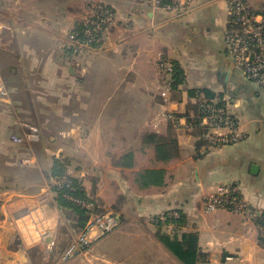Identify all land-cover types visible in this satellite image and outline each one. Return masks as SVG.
Returning a JSON list of instances; mask_svg holds the SVG:
<instances>
[{"label": "crops", "instance_id": "0c3cea01", "mask_svg": "<svg viewBox=\"0 0 264 264\" xmlns=\"http://www.w3.org/2000/svg\"><path fill=\"white\" fill-rule=\"evenodd\" d=\"M89 1L0 0V264H181L155 234L127 232L96 237L62 261L55 242L67 246L77 232L53 190L56 159L67 161L87 195L118 220L123 215L122 226L151 225L153 217L180 211V232L197 234L209 264H264V226L253 222L264 211V129L262 139L258 132L264 113L256 108L239 123L245 137L235 145L202 140L183 116L197 101L187 94L193 88H208L235 107L254 105L259 89L234 69L224 48L227 1L193 0L187 12L174 14L142 0H92L116 8L117 22L104 47L74 56L66 36ZM162 62L184 73L166 101L159 92L171 73ZM235 83L245 100L233 95ZM172 112L180 116L170 127ZM23 123L39 129L37 141H11L24 134ZM146 131L174 138L175 156L156 160L141 141ZM128 151L131 166L122 164ZM143 168L163 169L162 183L143 185L137 179ZM230 184L238 186L244 211L207 212L204 197Z\"/></svg>", "mask_w": 264, "mask_h": 264}, {"label": "built area", "instance_id": "2783aa9c", "mask_svg": "<svg viewBox=\"0 0 264 264\" xmlns=\"http://www.w3.org/2000/svg\"><path fill=\"white\" fill-rule=\"evenodd\" d=\"M192 1L143 0L153 9H162L174 14L187 12ZM226 1L228 18L222 37L226 55L234 69L264 94V14L255 12L249 7L246 0ZM114 20L115 12L106 3L99 2L91 5L81 21V28H73L68 34L70 45L76 50L74 52L78 53L77 51L81 49L103 46L102 44L107 39L106 34L113 26ZM1 41L0 36V43ZM161 65L172 73L171 65L166 62H162ZM170 91L169 81L167 87L164 86L160 92L165 101L168 99ZM0 92H4L1 80ZM167 117L169 116L167 115ZM175 121L179 122V117ZM22 126L25 130L23 135L10 136L13 143L21 144L24 141L34 142L39 139L40 131L35 125L23 123ZM185 126L189 130L199 129L200 138L214 145L236 144L245 137L238 120L228 112L227 106H219L216 101L203 106L202 116L198 118V121L195 119L188 121L185 118ZM25 162L29 163V160L26 159ZM68 174L70 173L68 172ZM56 185L59 187L61 185L68 186L69 181L67 177H63L56 182ZM66 198L80 208L90 211V214L84 227L62 250L61 260L65 262L88 249L93 239L111 233L118 226L115 214L109 211H97L100 208L97 200L88 201L71 195H66ZM204 206L207 212L218 207H225L235 213L244 211L246 207L239 194V188L235 184L225 185L217 192L205 196ZM168 217L177 218V211L168 212ZM52 243L54 245V241Z\"/></svg>", "mask_w": 264, "mask_h": 264}, {"label": "trees", "instance_id": "16d2710c", "mask_svg": "<svg viewBox=\"0 0 264 264\" xmlns=\"http://www.w3.org/2000/svg\"><path fill=\"white\" fill-rule=\"evenodd\" d=\"M256 12V11H255ZM261 13V12H260ZM264 14V13H262ZM77 29L81 28V23H77L75 26ZM172 66V76L170 81L171 91H177L178 86L184 83V73L179 65L175 62H171ZM187 94L190 97L196 98L197 101L194 106L187 111L183 116L186 120L195 119L202 116L203 106L211 104L213 101L217 102L219 106H226V100L223 99L221 94H215L208 88H193L188 89ZM168 118L170 119V127L176 122L175 119L180 115L177 113H169ZM174 119H173V118ZM194 117V118H193ZM141 141L143 144L151 145L154 149V155L156 160L168 161L175 156L176 141L172 137H165L159 133L153 131H146L141 135ZM122 164L125 166L132 165V152L128 151L122 156ZM53 175H55L56 182L67 177L69 185H55L53 190L57 192V201L59 206L68 211L69 218L72 227L81 230L90 214V211L80 208L72 201L66 198V195H71L73 197H79L86 199L88 201L94 200L92 196L85 193L81 182L73 175L68 174V163L65 159H59L54 161L53 165ZM164 170L161 168H143L137 172V179L141 181L143 185L162 183ZM99 211V210H97ZM177 218L168 217V212L153 217L151 223L155 226V236L159 242L167 248L171 254L181 263V264H203L209 261V254L202 251L198 246V238L195 232H180V227L185 222L184 214L177 211ZM73 214V215H72ZM253 222L258 227L264 226V211L253 214ZM76 231V232H77ZM261 242L264 241L260 237Z\"/></svg>", "mask_w": 264, "mask_h": 264}, {"label": "rangeland", "instance_id": "374dc122", "mask_svg": "<svg viewBox=\"0 0 264 264\" xmlns=\"http://www.w3.org/2000/svg\"><path fill=\"white\" fill-rule=\"evenodd\" d=\"M143 1V0H142ZM246 2H247V4L249 5V7L250 8H252L254 11H256V12H261V13H264V0H246ZM97 3H99V2H96V1H92V0H90L88 3H87V6H86V10H85V13H84V16L86 15V13L89 11V8L91 7V5L93 6V5H95V4H97ZM107 4V3H106ZM107 5H109L111 8H112V10H113V12H115V20H114V24H113V26L109 29V31H108V33L106 34L107 35V39L105 40V42L102 44L103 46H100V47H91V48H86V49H81V50H79V51H77L78 52V54L79 55H77V56H80L81 54H83V53H85V51H87V50H90V49H100V48H102V47H104L107 43H108V40H109V38H110V35H111V31H112V29H113V27L116 25V22H117V17H116V8H114L112 5H110V4H107ZM190 7H192V5L190 6ZM83 16V17H84ZM83 19V18H82ZM82 21V20H81ZM81 21L79 22V23H81ZM73 28H76L75 26L73 27ZM72 28V29H73ZM72 29L67 33V36H66V48L68 49V50H72V52H76V50L74 49V47L72 48V46L70 45V42H69V40H68V34L72 31ZM74 52V56H76V54L77 53H75ZM171 76H172V73H171ZM172 79V78H171ZM244 79V78H243ZM241 80V79H240ZM245 80V79H244ZM239 81V80H238ZM246 81V80H245ZM239 82H241L242 84H245V82H243L242 80L241 81H239ZM167 83H168V81H167ZM167 83L164 85L165 87H167ZM234 84V83H233ZM253 85V84H252ZM253 87H255V88H257L256 86H254L253 85ZM254 88V89H255ZM162 89V88H161ZM257 89H259V88H257ZM231 91L233 92V95L238 99H240V96H241V99L242 100H245L246 99V93H243V94H241L240 92H239V94H241V95H238V88H237V84L235 83V86H231ZM160 92H161V90H160ZM160 92H159V95H160ZM257 94H253L252 93V100H253V102H254V105L253 106H249V104H248V102H242L241 103V105H239V106H237V107H235L234 105H233V102L230 100V101H228V103L226 102V106L228 107V112L231 114V115H233L237 120H238V122L241 124V125H243L246 121H249L250 119H252L253 117H254V110H256V108H260V110H261V112L262 113H264V94H263V92L259 89L257 92H256ZM245 98V99H244ZM252 107L253 108H255V109H252ZM234 114H233V113ZM264 125H263V123H262V125H260V127H259V129H258V132H259V137H260V139H262V134H263V129H264V127H263ZM253 127H255V126H253ZM257 129V128H256ZM251 137H249V138H245V142L246 143H250V141H251V139H250ZM242 141V140H241ZM241 141H239V142H241ZM237 144V143H236ZM232 145V144H231ZM235 145V144H234ZM247 146H255L254 145V143H252V144H248ZM92 198L93 199H95V200H97L95 197H93L92 196ZM98 201V203H99V205H100V208H98L99 209V211H108V210H105L103 207H102V205H101V203L99 202V200H97ZM109 212H112L113 214H115L116 215V213H114L113 211H109ZM66 215L67 216H69L68 215V211H66ZM73 215V214H72ZM123 216V215H122ZM122 216L119 218V220H118V226L112 231V232H127V233H129V234H144V233H150V234H155V231H156V229H155V226L153 225V224H148V225H141V226H134V225H132V226H126V225H121L122 223V221H124L123 220V218H122ZM73 223H75V222H72V224ZM154 227V231H152L151 230V227ZM71 228L74 230V231H77V229L78 228H76V227H72V225H71ZM66 229H67V227L66 226H64V225H61L60 226V230H61V232H65L66 231ZM78 231H80V230H78ZM77 231V232H78ZM111 232V233H112ZM66 242H61L60 244L57 242H55V245L53 246V250H56V251H60V252H62V250H64L65 249V246H66ZM54 254V253H53ZM129 259L130 258H128V256H126L125 257V259H123V260H126V261H123V262H128L129 261ZM57 262H58V258H57ZM54 264V263H53ZM203 264H209V261L207 262V263H203Z\"/></svg>", "mask_w": 264, "mask_h": 264}, {"label": "water", "instance_id": "95a60500", "mask_svg": "<svg viewBox=\"0 0 264 264\" xmlns=\"http://www.w3.org/2000/svg\"><path fill=\"white\" fill-rule=\"evenodd\" d=\"M250 170L252 173H255L257 171V165L256 164H251Z\"/></svg>", "mask_w": 264, "mask_h": 264}]
</instances>
